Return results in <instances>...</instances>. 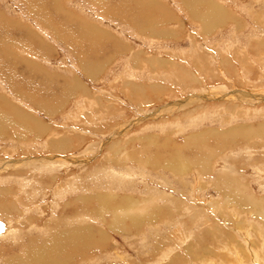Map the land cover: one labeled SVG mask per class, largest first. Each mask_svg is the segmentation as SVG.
<instances>
[{
    "label": "rangeland",
    "instance_id": "rangeland-1",
    "mask_svg": "<svg viewBox=\"0 0 264 264\" xmlns=\"http://www.w3.org/2000/svg\"><path fill=\"white\" fill-rule=\"evenodd\" d=\"M46 2L42 18L0 0L9 231L38 239L68 201L99 195L109 207L90 201L104 218L90 217L85 264H264L259 208H236L216 182L226 175L264 208V0H213L221 15L207 23L180 0ZM63 139L67 154L53 147ZM202 151L208 169L192 161ZM5 238L0 264L19 253Z\"/></svg>",
    "mask_w": 264,
    "mask_h": 264
},
{
    "label": "bare ground",
    "instance_id": "bare-ground-1",
    "mask_svg": "<svg viewBox=\"0 0 264 264\" xmlns=\"http://www.w3.org/2000/svg\"><path fill=\"white\" fill-rule=\"evenodd\" d=\"M26 2V4L32 8L33 13H35V16H47V11L44 8H40V7H45V4H48L46 1L47 0H23ZM57 0H52V2L55 4ZM182 3L184 4L187 8V10H189V12L193 13L192 15H195L196 17L200 18L201 20L207 22H210L211 20L214 21L215 17L217 15H221V8L216 6L215 4H213V0H180ZM59 2V1H58ZM57 2V3H58ZM45 3V4H44ZM96 3V2H94ZM101 4V6H104L103 3L99 2L97 3V5ZM58 5V4H57ZM107 5V4H106ZM105 5L104 9H105V13H108V9L106 8L107 6ZM195 5L196 7L198 6L200 8V6L203 5H207L205 6V11H200L199 9H195ZM219 5V4H218ZM117 11V10H115ZM120 12V11H118ZM117 12V13H118ZM190 13V14H191ZM124 15V14H123ZM119 16V15H118ZM215 16V17H214ZM124 17V16H123ZM222 17V16H221ZM43 18V17H42ZM40 18V19H42ZM197 18V19H198ZM131 20H134L136 18H134L133 16L130 17ZM218 19V18H217ZM220 19V18H219ZM150 20H155V19H151L150 17H146L141 19V22H144L145 26H147L148 24L151 25V21ZM132 23V22H131ZM148 23V24H147ZM213 23V22H212ZM147 24V25H146ZM214 24V23H213ZM212 24V25H213ZM134 26V25H133ZM144 26V28H145ZM150 28V26H148ZM152 27V26H151ZM211 27V26H210ZM147 28V27H146ZM148 28V29H149ZM138 29V28H137ZM140 29V28H139ZM207 29V28H206ZM145 30V29H144ZM56 31V30H55ZM141 31V30H140ZM153 31V30H151ZM145 33V32H144ZM154 33V32H153ZM141 35V34H140ZM6 42L5 44L3 43L1 45V47H4V49H6ZM66 46V45H65ZM5 53V52H4ZM5 57V56H4ZM15 83V82H14ZM18 84V83H17ZM23 86V85H22ZM21 86V87H22ZM13 118V117H12ZM26 126V125H25ZM30 129V128H29ZM232 129V128H231ZM233 130V129H232ZM262 130V129H261ZM260 132V131H259ZM261 133V132H260ZM214 134V133H213ZM229 134V133H228ZM231 134V133H230ZM264 134V133H263ZM204 135V134H203ZM224 136V135H223ZM56 138V137H55ZM147 140V139H146ZM148 140H150L148 138ZM147 140V142H148ZM197 140V139H196ZM69 141V140H68ZM67 140H60V142L56 143L53 145V147L55 146V150L59 151V152H63L65 154H67L68 150H71V148H73V145H69V142ZM144 141V140H143ZM53 142V141H52ZM51 142V143H52ZM202 142V141H201ZM50 143V144H51ZM59 143H61L59 145ZM144 143V142H143ZM187 144V143H185ZM62 145H64L63 147H61ZM151 145V144H150ZM48 146V145H47ZM155 146V145H154ZM200 146V145H197ZM51 147V146H49ZM61 147V148H60ZM75 147V146H74ZM149 147V145H148ZM158 147V146H157ZM52 148V147H51ZM54 150V148H52ZM115 149V148H113ZM157 149V148H156ZM177 149V148H175ZM201 150L203 149V147L200 148ZM50 150V149H49ZM48 150V151H49ZM209 150V149H208ZM214 150V149H213ZM115 151V150H114ZM177 151V150H175ZM174 151V152H175ZM211 151V150H209ZM54 152V151H52ZM174 152H167L166 154L169 155L170 153H174ZM203 155L207 154V152L204 153V151H202ZM212 152V151H211ZM46 153V152H45ZM50 153V152H49ZM62 153V154H63ZM69 153V152H68ZM115 153V152H114ZM114 153L112 155H114ZM180 154L179 152L174 153L173 155H177ZM195 153V151H194ZM213 153V152H212ZM56 154V153H55ZM60 154V153H59ZM157 154V153H156ZM198 154V153H196ZM201 154V155H202ZM209 154V153H208ZM48 155V153L46 154ZM54 155V154H53ZM159 155V154H158ZM200 157L199 156H194L195 159L192 161L194 163L199 162L202 166L203 169L209 167V161H211L209 157H203V155ZM161 156V155H160ZM173 156V159L174 157ZM46 157V156H45ZM58 157V156H57ZM62 157V156H61ZM60 157V158H61ZM133 157V156H132ZM152 157V156H151ZM171 157V156H170ZM179 157V156H178ZM53 158V157H52ZM66 158V157H65ZM193 158V157H191ZM189 158V159H191ZM213 158V157H212ZM41 159V158H40ZM59 159V158H58ZM64 159V158H63ZM68 160V158H66ZM148 159V158H147ZM150 159V157H149ZM155 159V158H154ZM158 159V158H157ZM65 160V161H67ZM113 160V159H112ZM181 160V159H179ZM187 160V161H186ZM69 161V160H68ZM116 161V160H115ZM150 161V160H149ZM39 162V161H38ZM70 162V161H69ZM174 162V161H172ZM182 164H187L188 166V159L186 158H182ZM71 164H73L74 162H70ZM118 163V162H117ZM148 163V162H147ZM171 163V162H170ZM179 163V162H178ZM17 164V163H16ZM175 164V163H174ZM41 165V164H40ZM43 165V164H42ZM169 166V165H168ZM176 164L173 166L174 169H176ZM32 167V166H31ZM65 167V166H63ZM180 167V166H179ZM171 169V168H170ZM200 169V168H199ZM176 170H182L180 169H176ZM33 172V171H32ZM84 172V171H83ZM86 172V171H85ZM85 172L82 173V179H84ZM175 173V171H174ZM257 173V172H256ZM22 174V173H21ZM20 174V175H21ZM24 174V173H23ZM223 176H225V178H222ZM47 177V176H46ZM233 177V176H232ZM51 178V177H50ZM54 178V177H53ZM222 178V179H220ZM231 178V177H230ZM220 179V180H219ZM29 180V179H28ZM233 180V179H232ZM230 179H226V175H220V177H218V179L216 180V182H218V184L221 182L223 183V192H224V198L225 201L228 200L229 202H231L232 204H234V206L236 208L241 207L242 204L244 205H248L249 207H251L252 209H258L259 208V215L261 217V219H264V208L260 207V203L256 202V201H251V199H248L246 202L243 201L242 197L243 195H237V194H245V190L242 191L240 185L237 183V181H232ZM27 181V180H26ZM106 182V181H105ZM53 183V181L51 182ZM83 184V183H82ZM241 184V183H240ZM245 184V183H244ZM66 185V184H65ZM76 186V185H75ZM73 185H67V188H69V192L71 190H74L73 188L75 187ZM80 187H83L82 185ZM106 187V186H105ZM243 187H245V185H243ZM16 188V187H15ZM55 188V187H54ZM60 188V187H59ZM107 188V187H106ZM19 190V188H17ZM16 189V190H17ZM62 190V189H61ZM61 190H57L56 188V192H60ZM81 191V189H79ZM67 191V190H66ZM61 193V192H60ZM249 193V191H248ZM251 193V192H250ZM13 195L15 197H19V195L17 193H13ZM54 195V194H53ZM252 195V194H251ZM242 196V197H241ZM10 197H12V195H10ZM98 198H94V201L97 200L96 202L93 201V198L91 199L90 197L82 199L83 195L79 196L78 198L74 199V200H70L68 201V203L66 204L67 209L65 208V206H63L64 209H66V213H63L64 215H62L61 219H57V221L55 220V223L53 225H51L49 228H47L45 230V233L43 234V236H39L38 239L31 238V236H29L30 234L28 233V231H30L29 229H31V227L29 229H27L26 234H16V232L11 233L12 231H9V227L8 224L5 221H1L4 224V230L3 232L0 233V237H6L5 240L7 241H13L15 244L13 246V248H11L10 251H16L14 253L19 252L16 256L10 258L9 260H6L4 262H2V264H85L86 256L89 253V247H92L93 245H96V243H91L90 240V232H91V228L89 226V220L90 217L91 218H96L97 220H102L104 217L101 216V213L98 212V214H95V209L100 208L101 210H104V208H108L109 206L107 205V201H109L107 199V197H101V196H97ZM109 198V197H108ZM247 198H250L249 196H247ZM3 199V205H1L0 202V215L1 214H7L8 217L11 216L13 211V206L12 203L9 205L10 201H8L7 199L4 198H0ZM19 199V198H18ZM244 199L246 200V198L244 197ZM90 201H93L95 203V209L93 211H90L89 209H91V207H89ZM67 202V201H66ZM92 202V203H93ZM5 205L7 207H5ZM132 205V204H131ZM138 206V205H137ZM56 208V206H55ZM60 208V207H59ZM79 208V209H78ZM89 208V209H88ZM114 208V207H113ZM120 208V207H119ZM122 208V207H121ZM136 208V207H135ZM77 209V210H76ZM242 209V208H241ZM253 209V210H254ZM70 210H75V212H70ZM121 210V209H119ZM139 210V209H138ZM69 211V213H68ZM99 211V210H98ZM124 211V210H123ZM252 211V210H251ZM255 211V210H254ZM111 212L112 209H111ZM126 212V211H125ZM131 212V211H130ZM257 212V210L255 211ZM58 213V212H57ZM122 213V212H121ZM133 213V211H132ZM139 213V212H138ZM67 214V215H65ZM111 214V213H110ZM116 214V213H115ZM113 212V216L111 218V223H113V229L116 228L115 224L116 222L120 219L119 216L116 217V215ZM127 214V213H126ZM145 214V213H144ZM256 214V213H255ZM4 216V215H3ZM2 216V217H3ZM55 216V215H54ZM58 216V215H57ZM128 216H130V214H128ZM60 218V217H59ZM53 219V218H51ZM142 219V218H141ZM10 220V219H9ZM44 220V219H43ZM134 220V219H133ZM37 221V220H36ZM139 221V219H138ZM21 222V221H20ZM20 224V223H19ZM25 225V224H24ZM24 225L22 223V225L20 224V226L17 224L16 226H18L19 228H17V230L19 229L20 231H23ZM50 225V224H49ZM31 226V225H30ZM118 227V226H117ZM12 229V228H11ZM16 229V228H14ZM26 229V228H25ZM33 229V227H32ZM128 229V228H127ZM98 230V229H97ZM116 230V229H115ZM119 230V229H118ZM145 236V235H144ZM25 239V243H21L22 240ZM90 240V241H89ZM12 242V243H13ZM152 251V250H150ZM91 253V252H90ZM9 258V257H8Z\"/></svg>",
    "mask_w": 264,
    "mask_h": 264
},
{
    "label": "water",
    "instance_id": "water-1",
    "mask_svg": "<svg viewBox=\"0 0 264 264\" xmlns=\"http://www.w3.org/2000/svg\"><path fill=\"white\" fill-rule=\"evenodd\" d=\"M3 230H4V224L0 222V233L3 232Z\"/></svg>",
    "mask_w": 264,
    "mask_h": 264
}]
</instances>
